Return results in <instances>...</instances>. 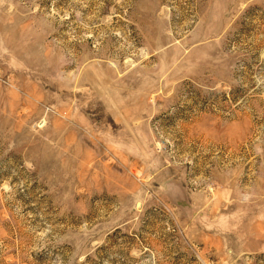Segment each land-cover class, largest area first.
I'll use <instances>...</instances> for the list:
<instances>
[{"label": "rangeland", "instance_id": "rangeland-1", "mask_svg": "<svg viewBox=\"0 0 264 264\" xmlns=\"http://www.w3.org/2000/svg\"><path fill=\"white\" fill-rule=\"evenodd\" d=\"M0 264H264V0H0Z\"/></svg>", "mask_w": 264, "mask_h": 264}]
</instances>
